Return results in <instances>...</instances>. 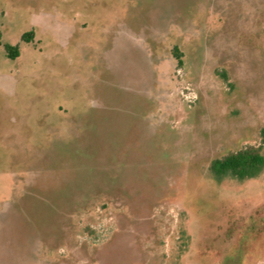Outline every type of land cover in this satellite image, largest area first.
<instances>
[{
  "label": "rangeland",
  "instance_id": "rangeland-1",
  "mask_svg": "<svg viewBox=\"0 0 264 264\" xmlns=\"http://www.w3.org/2000/svg\"><path fill=\"white\" fill-rule=\"evenodd\" d=\"M263 128L264 0H0V264H264Z\"/></svg>",
  "mask_w": 264,
  "mask_h": 264
},
{
  "label": "trees",
  "instance_id": "trees-1",
  "mask_svg": "<svg viewBox=\"0 0 264 264\" xmlns=\"http://www.w3.org/2000/svg\"><path fill=\"white\" fill-rule=\"evenodd\" d=\"M33 32L26 31L22 34V39L29 42L33 39ZM7 57L14 59L20 51L17 45L3 43ZM174 57L177 63L182 65V52L177 47L173 48ZM262 144L264 145V128L262 129ZM264 169V153L261 147L245 146L233 151H229L221 157L214 158L210 163V170L215 179L220 180L226 176L238 180H244L257 176Z\"/></svg>",
  "mask_w": 264,
  "mask_h": 264
}]
</instances>
